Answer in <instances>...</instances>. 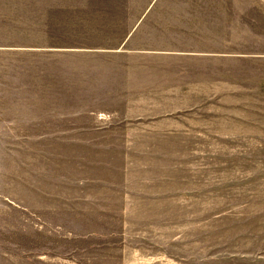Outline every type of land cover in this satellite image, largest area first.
<instances>
[{"label":"rangeland","instance_id":"374dc122","mask_svg":"<svg viewBox=\"0 0 264 264\" xmlns=\"http://www.w3.org/2000/svg\"><path fill=\"white\" fill-rule=\"evenodd\" d=\"M0 264H264V0H0Z\"/></svg>","mask_w":264,"mask_h":264}]
</instances>
